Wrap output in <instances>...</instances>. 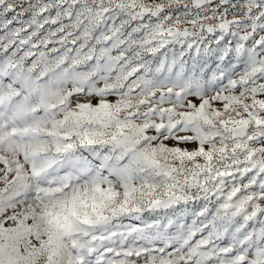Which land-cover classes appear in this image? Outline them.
I'll list each match as a JSON object with an SVG mask.
<instances>
[{"label": "snow or ice", "instance_id": "snow-or-ice-1", "mask_svg": "<svg viewBox=\"0 0 264 264\" xmlns=\"http://www.w3.org/2000/svg\"><path fill=\"white\" fill-rule=\"evenodd\" d=\"M0 264H264V0H0Z\"/></svg>", "mask_w": 264, "mask_h": 264}]
</instances>
